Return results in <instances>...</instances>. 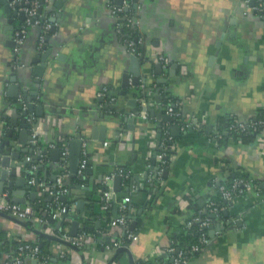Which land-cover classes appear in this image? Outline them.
<instances>
[{"label":"crops","instance_id":"0c3cea01","mask_svg":"<svg viewBox=\"0 0 264 264\" xmlns=\"http://www.w3.org/2000/svg\"><path fill=\"white\" fill-rule=\"evenodd\" d=\"M54 2L44 5L42 17L56 31L42 44L43 24L32 26L17 53L8 43L14 39L10 28L22 21L15 16L10 23L0 0V146L6 141V154L20 155L12 158L16 167L5 194L13 203L45 207L43 224L0 215V264L16 254L14 244L20 242L43 243L49 251L46 262L25 259V264H175L169 248L189 230L187 224L232 175L244 173L259 184L260 194L225 200V217L212 216L207 229L210 243L188 264H264V129L248 141L228 139L232 122L264 114V16L245 0H133L130 13L144 38L145 62L140 85L130 73L123 87L129 52L118 31L121 20L110 10L120 6L117 0ZM48 51L47 69L37 77L35 60ZM162 56L170 65L159 69ZM10 86L20 88L19 98L11 97ZM166 98L189 127L159 118L169 116ZM25 105L34 108L27 117ZM24 132L31 144L23 142ZM218 134L222 141H214ZM78 135L87 148L84 183H73L68 173L70 213L55 219L50 187L62 168L52 151L70 146ZM165 140L171 153L162 168ZM37 154L38 163L27 160ZM122 168L128 171L122 174ZM115 172L122 177L119 192L116 176L106 181ZM37 173L48 190L29 184ZM105 188L114 192L108 212L99 201ZM19 198L26 203L16 202ZM123 205L137 222L131 239L123 227L110 225ZM75 221L79 232L86 224L91 228L80 250L39 233L64 239L63 225L70 228Z\"/></svg>","mask_w":264,"mask_h":264},{"label":"built area","instance_id":"2783aa9c","mask_svg":"<svg viewBox=\"0 0 264 264\" xmlns=\"http://www.w3.org/2000/svg\"><path fill=\"white\" fill-rule=\"evenodd\" d=\"M52 0H44L45 4H50ZM133 0H123V3L120 6H110V10L115 14L120 20L121 24L119 27V33L121 34L122 38L124 39L125 45L127 50L131 54H138L141 55L142 52L140 50V46L144 45V38L141 37L139 34L138 36L133 39L130 38L128 33L125 31V28L130 26H136V21L134 16L131 12ZM247 3H250V0H246ZM11 5L14 9H18L19 12H23L26 15V20L19 29L16 30L15 34V52L19 53L21 48L23 47L25 40L28 36L29 29L32 26L42 25L44 26V32L42 34L41 43L44 44L46 41L47 36L50 34L53 24L47 22L43 19L42 15L39 12V9L43 6L40 0H13ZM254 12L264 16V0H260L254 7H251ZM160 62L162 63L163 67H168L170 65V61L165 56L160 58ZM21 102V101H20ZM23 102V101H22ZM24 109H27V106H24ZM166 111L167 114L173 118L175 121H181V124L184 128L189 127L192 123L185 122V118L181 115L179 108L175 105V103L169 102L166 104ZM147 118V116H144ZM264 129V117H260L255 121L250 122H242V121H235L230 124V133L237 135L239 138L246 134H258L261 130ZM35 137V136H34ZM222 136L219 134L215 136L213 139L219 140ZM34 144L37 145V139L34 138ZM165 140L162 144V147H166ZM167 154L164 152L161 153L162 159V168L165 164V157ZM69 156H70V146L63 145L62 146V153L60 158V165L62 168L61 175L57 178V186L59 189L57 191L52 190V196H54L55 204L52 206L55 212L54 218H64L65 215L70 213L69 207L61 201V197L67 196L69 194L70 189L64 184L65 178L68 176L70 172V163H69ZM31 157L28 156L27 160L31 161ZM87 168V148L83 146L82 150V159L80 162V167L78 171V176L83 177L85 170ZM119 172L124 174L123 170L119 169ZM117 173H113L106 177V181L108 182L113 177H115ZM29 184L31 185H39L44 190H48L45 184L42 182L40 183V176L38 183L36 182V177H32L29 179ZM220 195L222 199L229 201L234 200L240 196L244 195H259L260 194V187L259 184L255 181L252 176L243 177L242 175L235 177L232 181L223 184L219 188ZM114 192L111 188H105L103 191V198H102V210L104 212H108L111 208L112 198ZM222 207H219L217 202L209 201L206 209L201 213V216H195L193 220H191L187 224V228H191L194 224H198L200 226L201 234L199 238V243L194 244L191 248L192 253L201 252L206 245L210 243V238L208 236L207 229L213 224V221L216 217L220 216L222 211ZM121 214L117 218H111L110 225L112 226H121L126 230V238L131 239L135 236V230H131V226L133 224L132 218H129L127 215V206L123 205L121 207ZM208 211L210 215L207 216ZM0 212L12 214L18 218H30L35 219L38 222H44V219L36 212L34 209V205H20L17 203H13L9 200L7 194L0 195ZM212 216H215V218ZM67 224H64L62 227L63 238L72 242L74 245L78 247H84L87 244V240L89 238V233L87 231H81L78 233L77 236L71 235V225L69 227H65ZM116 246H120V244H116ZM171 253H174V263L175 264H188L190 259L192 258L189 256L188 252H185L183 249H176V247L169 248ZM25 259H33V260H41L46 262L48 257L47 255L41 252V247L39 244L27 243V242H20V245L17 249V253L4 264H25Z\"/></svg>","mask_w":264,"mask_h":264},{"label":"water","instance_id":"95a60500","mask_svg":"<svg viewBox=\"0 0 264 264\" xmlns=\"http://www.w3.org/2000/svg\"><path fill=\"white\" fill-rule=\"evenodd\" d=\"M13 0H1L2 4H3V10L5 12V14L7 15V17L10 18V23L12 22L13 17L15 16H19L22 23L26 20V15L23 12H19L18 9H14L13 6L11 5V2ZM246 1V0H245ZM259 0H250L251 6L254 7L257 2ZM40 2L42 3V7L39 9V12L41 14H44V5L45 2L44 0H40ZM54 2V0L51 1V3ZM50 3V4H51ZM118 5H121L123 3V0H117ZM54 5L57 7H60V3H56L54 2ZM51 11V10H50ZM59 18V15L57 16ZM61 17V16H60ZM57 20H54V22H56ZM21 23V24H22ZM12 27V26H11ZM11 30H14V35L13 38L15 37L16 34V30L19 28H10ZM56 27L54 26V28H52V32L56 31ZM10 45H13L14 47L16 46V42L14 39L10 40L8 42ZM143 47V46H142ZM44 49H46V47H44ZM143 50V49H142ZM51 55V52L48 51L46 54H43L41 56V58L35 60V63H37L35 69H34V74L37 77L43 76L44 72L47 69V65H48V59ZM145 62V56L144 55H138V54H131L129 53V70L126 71V73L123 76V87H127L129 86V76L130 73H132L134 75L133 78V84L135 86H139L140 85V78L143 75L142 74V68H143V64ZM159 69L163 68V65L160 64L158 66ZM14 80V79H12ZM36 82H40V80H36ZM144 82H146V80L144 79ZM9 91L11 92V97L13 98H19V94H20V88L18 87H12L10 86ZM123 94H127L126 91L122 92ZM159 101H161V97L158 96L157 97ZM22 109V108H21ZM41 107L38 108V111H41ZM34 108L31 107V105L27 106V109L24 110V115L27 117L29 116V114L33 113ZM159 118H161L162 120H164L165 122H171L174 123L175 118L173 117H169V116H165V115H160ZM175 129L177 131L180 130L179 126H176ZM103 130V129H102ZM97 132V129L95 130ZM104 131V130H103ZM102 131V132H103ZM22 138L24 139V143L25 144H31V142H28L26 140L27 135L24 133H22ZM102 141L106 140V136H102L100 137ZM83 136L82 135H78L76 137L75 140H72L71 144H70V156H69V163H70V173H71V177L75 178L78 175V171H79V167H80V162L82 159V150H83ZM8 146L10 148V144L6 143V141H2V144L0 146V195L5 194L6 192V182L8 181V177L10 174H13L14 170H15V165L12 164V158L14 157L15 159H19L20 155L19 153H15L13 154V156L11 157L10 155H8L9 153L6 154L5 150H7L5 147ZM32 150H29L28 148L24 149L25 153H29ZM53 155H54V160H59L61 157V153H62V146L58 145L56 149H53L52 151ZM6 154V155H4ZM40 158V155H33L32 159L30 161V163L34 164V163H38ZM29 163V162H26ZM122 177L121 176H116L115 177V192H119L121 190V188H119L117 185L121 182ZM39 181V173L36 174V182L38 183ZM8 187L11 189L13 188V185L9 183ZM49 199H52V196L49 195ZM53 200V199H52ZM68 200L67 196H63L61 197V201L62 202H66ZM18 203H26L25 199H17L15 200ZM0 215H4L6 216L7 214L0 212ZM68 215H65L64 218H66ZM136 223L137 222H133L132 226H131V230H135L136 228ZM39 233L42 234V236H45L47 238H51L52 240H55L57 242L66 244L68 246H71L72 248H77L78 250H80V248L76 245H74L72 242L68 241V240H64L62 238L59 237H52L49 236L47 234H43L41 231H39ZM79 233V222L75 221L72 225V231H71V235L72 236H77ZM41 246L43 245V243L40 244ZM124 248H120V251H123Z\"/></svg>","mask_w":264,"mask_h":264},{"label":"trees","instance_id":"16d2710c","mask_svg":"<svg viewBox=\"0 0 264 264\" xmlns=\"http://www.w3.org/2000/svg\"><path fill=\"white\" fill-rule=\"evenodd\" d=\"M125 31L128 33L130 38L135 39L138 36V32H137L136 26L135 27L134 26H130L128 28H125ZM140 50L142 51V46H140ZM147 92H148V90H147ZM165 100H166L165 101L166 103L172 102V100L169 99V98H166ZM261 117H264V114L261 115ZM176 122L177 123H181L180 120H179V122L176 120ZM255 136H257V134H246V135L242 136L241 138L244 141H246V140L248 141V140L253 139V137H255ZM231 137L234 138V139L238 138L237 135L232 134V133L230 134L228 139H231ZM226 139L227 138H225L223 140H226ZM220 141H222V139ZM170 151H171L170 143H166V147L164 149H160V152H162V153L164 152L167 155L168 154L170 155V153H171ZM121 170H123V172L128 171L126 168H122ZM240 175H242L243 177H248L249 176L248 174H245V173L244 174H238V175L234 174V175H232V177H230L232 179H230L229 182L232 181L235 177L240 176ZM32 176H35V175L32 174ZM73 183H75V184H77L79 186L82 183H84V180H83V178H80L77 175L75 178H73ZM67 187L70 189L72 186L70 185V186H67ZM50 188H52V190H54V191H57L59 189V187L57 185L56 186L52 185ZM101 197H102V195H101ZM95 201H97V198L94 199L92 202H95ZM99 201H100V203L102 202V200H99ZM214 201L217 202L219 207H222L224 205V201L225 200L222 199L221 195L219 194V196L217 198H215ZM70 203H71V201H68V200L65 202V204H70ZM34 209L36 210V212L40 216L44 215L45 207L41 203L35 202ZM223 211L224 210L221 211L220 216H219L221 219H223L225 217ZM93 215H98V214L94 213ZM108 215H109V217H112L111 211L108 213ZM127 215H128L129 218H131V216L128 214V212H127ZM209 215H210V212L208 211L207 216H209ZM89 227L90 226L88 224H86L85 231L91 233V228H89ZM200 234H201L200 226L198 224H194L187 232H183L182 236L176 239V241H175L176 249H183L185 252H188L189 253L188 255L191 256V257H195V256L199 255L200 252L192 253L190 251H191V248H192V246L194 244H198L199 243ZM19 245H20V243L14 244L15 249H16L15 253H17V249H18ZM41 252L43 254H45V255H49V251H48V248L46 246H41Z\"/></svg>","mask_w":264,"mask_h":264}]
</instances>
